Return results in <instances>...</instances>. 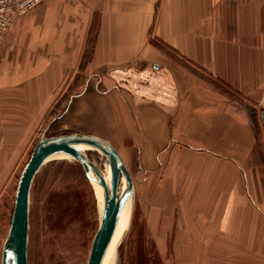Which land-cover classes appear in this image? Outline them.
<instances>
[{
	"label": "crops",
	"instance_id": "0c3cea01",
	"mask_svg": "<svg viewBox=\"0 0 264 264\" xmlns=\"http://www.w3.org/2000/svg\"><path fill=\"white\" fill-rule=\"evenodd\" d=\"M75 132L128 169L154 149L146 240L175 223L181 257L264 264V0H41L15 16L0 46V181L40 135Z\"/></svg>",
	"mask_w": 264,
	"mask_h": 264
},
{
	"label": "rangeland",
	"instance_id": "374dc122",
	"mask_svg": "<svg viewBox=\"0 0 264 264\" xmlns=\"http://www.w3.org/2000/svg\"><path fill=\"white\" fill-rule=\"evenodd\" d=\"M33 145L27 146L14 173L0 181V258L9 230L19 176ZM153 151L140 155L139 169L135 163L128 162L133 184H137L135 202H132L131 208L129 200L124 205L111 238L109 255L102 264H209V258L201 254L200 257H189L191 260L181 257L183 242L175 239V223L166 240H146L145 220L143 216L139 217L138 205L142 200H147V193H144L140 183L145 177L144 171L156 167ZM86 153L108 180L109 167L105 158L94 149H88ZM98 189L97 183L91 181L81 165L69 156L62 158L56 155L40 167L29 193L28 264L87 263L102 207V194L98 193ZM47 213L50 214L49 219ZM198 243L201 241L198 240ZM217 264H227L226 258Z\"/></svg>",
	"mask_w": 264,
	"mask_h": 264
},
{
	"label": "water",
	"instance_id": "95a60500",
	"mask_svg": "<svg viewBox=\"0 0 264 264\" xmlns=\"http://www.w3.org/2000/svg\"><path fill=\"white\" fill-rule=\"evenodd\" d=\"M78 145L89 146L105 158L110 174L108 180L88 157L86 150ZM57 153H66L70 159L77 161L87 177L91 181L96 180L102 189L99 225L93 235L86 264H102L118 218L128 200L131 208L134 194L131 174L117 149L107 140L81 132L50 136L42 134L35 141L19 176L9 230L1 248L0 264H28L26 247L31 183L48 157Z\"/></svg>",
	"mask_w": 264,
	"mask_h": 264
},
{
	"label": "built area",
	"instance_id": "2783aa9c",
	"mask_svg": "<svg viewBox=\"0 0 264 264\" xmlns=\"http://www.w3.org/2000/svg\"><path fill=\"white\" fill-rule=\"evenodd\" d=\"M41 0H0V46L15 16L36 7Z\"/></svg>",
	"mask_w": 264,
	"mask_h": 264
},
{
	"label": "bare ground",
	"instance_id": "6f19581e",
	"mask_svg": "<svg viewBox=\"0 0 264 264\" xmlns=\"http://www.w3.org/2000/svg\"><path fill=\"white\" fill-rule=\"evenodd\" d=\"M80 148H83V149H85V150H88V149H93V148H91V147H89V146H86V145H78ZM59 156V157H62V158H66L67 156H69L68 154H66V153H57V154H54V155H51V156H49L48 157V159H51L52 157H54V156ZM89 175H90V177L92 178V176L93 175H91V173H89ZM110 175V174H109ZM108 179H109V176H108ZM92 181H94V182H96V180H92ZM97 183V182H96ZM97 186H98V193L101 195L102 194V189H101V186L97 183ZM111 242V241H110ZM111 244V243H110ZM110 244H109V246H110ZM109 246H108V249H107V251H106V253H105V256H104V258H107V256L109 255ZM104 258H103V260H104ZM105 261V260H104ZM103 262V261H102Z\"/></svg>",
	"mask_w": 264,
	"mask_h": 264
}]
</instances>
